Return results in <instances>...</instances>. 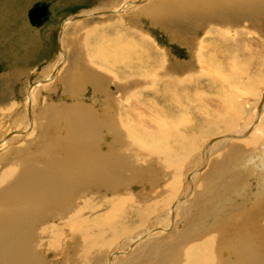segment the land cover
<instances>
[{
    "label": "rangeland",
    "instance_id": "1",
    "mask_svg": "<svg viewBox=\"0 0 264 264\" xmlns=\"http://www.w3.org/2000/svg\"><path fill=\"white\" fill-rule=\"evenodd\" d=\"M38 1L43 0H0L1 170L17 155L18 148L25 144L27 140L30 141L32 138H36L32 140L35 141L34 144L41 140L42 136L39 132L42 129H40V126L43 123H46L45 125L47 126L52 120V124L49 126L57 125L56 129L53 127L55 132H53V128L51 129V127L49 128L47 126L49 129L47 131L52 133L51 135L54 134L53 137H55V134L59 135L66 132L63 125L64 120H58V116L52 118V112L57 108L60 110L62 104L89 108L92 112L95 110L94 112L97 114L100 113L99 116L101 117L98 116L99 119L103 118L102 120L104 121L111 119L109 115L112 112L108 109H103L105 100L109 98L112 100L118 98L119 100L121 91L117 85L116 76L119 77L123 71L127 70V66L131 64L128 63L127 65L118 61L116 64L114 62L110 66L107 64L110 72H100L101 75H105L104 78L95 77L92 74L97 78V82L91 80L94 77L88 74L91 77L90 80H83L84 84L75 88V92L73 91L75 93L74 95L65 89L64 79H62L63 74L67 70L71 72L77 64L82 65L83 69L84 67H90L92 71L97 72L98 70L93 65L96 63L100 65L102 63L104 65L102 61H105L106 59L104 58L110 55V51L107 48L108 45L105 46V43H110V40L116 41L120 39L124 42L131 37L135 39L139 38L140 42H144L143 39L147 38V46L145 48L146 52L149 50L151 62L158 64L157 60L163 57L164 62L166 61L172 66L176 65L175 67H177L176 63L190 64V72L195 76H201L202 80L200 79L201 81H198L197 77L194 80L196 83H191L192 87H188L187 90L204 91L206 89L205 83L209 82L210 73L217 71L215 69L209 70L208 65L204 61L198 63L199 60H192L193 52L191 47L178 40L176 41L171 35V32L162 28L159 24L156 25L151 18L145 15L144 8H152L160 0H51L50 19L42 26H34L29 21L28 11ZM254 11L256 17L247 14L244 17L240 16L237 20L232 17L235 20H233V23H237L240 26V34L238 37L235 33L229 32L230 30L228 32L231 38H234L232 39L233 44L237 45L239 43L241 45V52L234 49L233 52L226 54L224 57V66L225 64H230V66L233 65L235 67L238 65L241 68L244 63H251L250 66L253 69H259L260 64V68H262L260 70H264L263 55L261 58L263 61L260 60V53L264 49V15L260 16V12L256 8H254ZM102 12L104 14L89 16L90 14ZM85 13L89 15L76 20L72 19L74 16ZM227 14H230V11ZM228 16L231 17V15ZM68 18L70 20H67ZM190 25L192 24H189L187 21L178 23L177 28H179L180 34L189 39L192 36H196V39H202L204 34L190 31L188 29ZM91 28L94 29V32H90ZM100 44H102L103 49L97 51L95 47L99 48ZM89 45L94 46V50H91ZM129 61L132 63L135 60L130 58ZM157 68H153L152 65L144 68L146 72L141 77L145 84H148V82L151 83L154 77H157L158 74L153 73L157 72ZM177 68L179 69L181 67L178 66ZM230 71L232 69H223V73L229 77ZM98 83H100V86ZM167 84L169 82L166 81L164 83L160 82L159 84V93L162 98L163 95H168V90L164 86ZM221 85L217 87H222ZM228 90L230 89L228 88ZM101 92L107 93L102 94ZM147 92L149 94L151 90L149 91L148 88ZM211 95H215V93ZM146 96L148 100L145 99L148 104H144L142 112L144 119L140 122L144 124L149 132L155 131L158 124L177 120V118L181 117V114H185L187 118L192 119L193 128L190 134L195 135L191 134L190 137H193L194 142L197 141L196 145L198 147L187 159L182 158L183 152L181 150L178 151L177 156L181 154L177 157L180 160L179 169H176L174 165L172 167L169 166L167 160L161 157V155L155 156L157 154H153L145 148L142 149L143 151L129 150L130 154L126 152L129 156L131 155V159L126 157L129 159V163L133 159L132 163L140 167L142 178L139 177L140 179L136 182H120L115 185L112 191H107V193L104 190L100 191L102 190V185L95 186L92 200L95 210L89 207L86 208L84 211L85 215H82L83 220L86 221L89 218L87 220L88 222L96 223L97 220L104 219L105 212L101 208L104 204H107L105 203L106 199L109 205L114 201L115 196L125 197L129 194H141V197L138 198L141 201L140 205L144 204L147 198L145 196L147 195H151L157 203H161L164 197H169L170 200L159 212H155L156 214L153 213L152 216L151 214L148 215L146 222H143L145 225H143L144 228H142L143 226L140 228L141 219L138 216L137 218L135 213L121 219L122 224L128 230L126 234L121 232V235H115L117 238L111 242L112 246L109 245L108 255H101V257L96 258L97 260L95 259L91 263L80 260L81 262L75 261L76 263L72 262V264H138L139 261L137 260L141 259L156 262L154 252H159V255L163 252L165 253L168 250L167 248L171 249L180 245L179 241H185L184 238H187L186 235L189 238L185 241V244H189L192 247L207 242L208 240L217 241L216 255L227 258L229 261L231 260L230 264H236V257H238L240 252L248 250V248L246 249L247 246L257 247L259 243L262 244L258 246L257 255L264 256V251H262L264 250V152L263 150H255L253 147H246V152H240L239 155L237 153L234 156H227L229 151L227 142L229 143V140L230 142L246 141V139H250V136L255 131V127L259 123L260 115L264 112V100L262 101L264 98V84L261 86L259 95L256 94L255 97L251 98L246 96L241 98L244 103L246 116L244 118L242 117L243 120L239 121L240 125H236L233 131H223V133L220 132L207 138L204 137L207 135V133L205 134L206 128L209 126H217L218 124L220 126L223 124V120L225 121L227 118L215 117L207 120L201 119L200 114H197L198 110L196 105H194L195 110L193 102H189L190 100L182 95H180L181 105L178 106L174 104L168 105L167 102L161 101L159 98L156 100L154 94ZM182 105L184 107L188 106L186 108L187 111L181 109L183 107ZM210 107L213 108L214 106L211 105ZM134 108L136 112H139L140 105L134 106ZM155 110H157V113ZM56 111L58 112V110ZM49 118L52 119L50 120ZM117 118L118 121L120 120V124L127 121V118L124 119V117L122 118V122L120 116ZM248 120L251 121V125L245 128V125L249 122ZM235 130L237 131L235 132ZM240 131H242V134H240ZM34 135L37 137H33ZM101 135L100 142L103 150L106 149L104 147H110V143H114L116 140L113 133H103ZM134 138L124 134L118 140L119 147H123L125 142L127 144L132 143ZM217 138L222 139L215 141ZM211 141L212 143L209 144ZM217 141L221 142L222 145H218ZM212 146L213 148H210ZM131 149L133 148L131 147ZM224 155L226 157L222 159L221 156ZM120 170L123 169L120 168ZM129 174H131V171H127V175ZM143 179L146 182L145 184L142 181ZM175 189H177L176 193L172 194ZM103 198L105 199L103 200ZM249 213L250 215L248 216ZM94 215L95 217H93ZM158 216L160 217V221L157 223L155 219ZM248 218L251 219L250 222L246 221ZM233 221L235 224H233ZM256 227L259 228L257 229ZM145 230H147V233H144ZM241 231L245 232L242 233ZM235 234H238L239 237ZM213 236L215 238L211 239ZM65 240L66 242L63 244L64 249L60 246L61 249H56V252L53 249L45 252L50 257L48 259L46 258L47 264L71 263L70 258L73 260L75 256L73 253L76 247L75 240L77 239L69 231L65 234ZM223 247L227 248V255L222 251ZM159 258L160 256H158V262H161V258ZM119 259L121 262H119Z\"/></svg>",
    "mask_w": 264,
    "mask_h": 264
},
{
    "label": "bare ground",
    "instance_id": "2",
    "mask_svg": "<svg viewBox=\"0 0 264 264\" xmlns=\"http://www.w3.org/2000/svg\"><path fill=\"white\" fill-rule=\"evenodd\" d=\"M254 8L260 12V16L264 15V0H160L152 8H144L145 15L151 18L156 25L159 24L165 30L171 32V35L176 41L178 40L191 47L193 52L192 60H199L198 63L204 61L206 65H208L209 70H217L210 73L211 75L209 74L210 79L209 82L205 83L206 89L204 91L187 90L188 87H192L191 83H193L197 77L198 81L200 79L202 80L201 76H195L190 72V64L176 63L177 67H181L178 69L175 67V64V66H172L166 61L164 62L163 57L157 60L158 64L151 62L149 50L146 52L145 48L147 46L146 37V39H143L144 42H140L139 38L135 39L130 37L124 42L117 39L116 41L110 40V43H105V46L108 45L107 48L110 51V55L104 58L106 59L105 61H102L105 66L102 63L101 65L97 63L93 65V67L98 70L97 72L92 71L90 67H84L83 69L82 65L80 66L77 64L71 72L67 70V72L63 74L64 76L62 79H64L65 89L74 95L75 93H73V91L75 92L77 86L84 84L83 80H90L91 77L88 76V74L104 78L105 75H101L100 72H110V68L108 67L114 64V62L115 64L117 61L127 65L128 63L131 64L127 66L126 71L122 70L123 73L119 75V77L116 76V82L121 91L119 100L118 98L112 100L108 97L109 99H106V102L104 101L105 106L103 109H108L112 112L111 115H109L111 118L110 120L104 121L102 120L103 118L99 119V117H101L99 116L100 113L97 114L94 112L95 110L92 112L89 108L79 107L77 105L62 104L60 110L59 108L56 109L58 112L55 109H50L56 111L52 112V118L58 116V120H64L63 125L66 132L64 131L65 133L61 134L58 133L59 135L55 134V137H53L54 134L51 135L52 133L47 131V126L50 128L51 126L49 125L52 124V118H49L51 121L50 123L48 122L49 124L47 126L45 125L46 123L44 124L43 122V125L40 126V129L42 128L39 132L42 136L41 140L36 144H34L35 141H32L36 138H32L30 141L27 140L25 144L18 148L17 155L15 154L16 156L12 159L9 158L11 160L2 170L0 169V264H47V259L50 257H48L45 252L51 249L55 251L60 248V246L63 247L64 242L67 240H65V234L69 231L72 232L73 237L77 239L75 240L76 247L73 253L75 256L73 260L70 258V264L80 260L91 263L96 258L101 257V255H108L109 245L112 246L111 242H113V240L115 241V238H117L115 235H121V232L126 234L128 228L122 224L121 219L135 213V216L141 219V228L144 225L143 222H146L148 215L151 214L152 216L153 213L159 212L160 209L166 206L170 200L169 197H164L161 203H157L151 195H147L145 196L147 198L144 204L140 205L141 201H139L138 198L141 197V194L136 193L129 194L125 197L115 196L114 201L109 205L106 199L105 203L107 204L101 205L102 211L105 212L103 216L104 219L97 220L96 223L91 221L88 222L87 220L89 218L86 221L82 218L86 208L89 207L95 210L92 201L95 186L102 185V190L100 191L104 190L107 193V191H112L115 185L120 182H136L142 178L140 167L132 163L133 159L129 163L128 158L131 159L129 150L139 151L145 148L149 150V152L151 151V153L157 154L155 156L161 155V157L167 160L169 166L172 167L174 165L176 169H179L180 160L177 157L181 154L177 156L179 153L178 151L181 150L183 152L182 158L187 159L198 147L196 145L197 141L194 142L192 139L193 137H190L192 134H190V132L193 128L192 119L190 120V118H187L185 114H181L180 118H177L178 115L175 117L177 120L171 122H160L161 124L156 126L155 131L149 132L144 124L140 122L144 119L142 116L144 104H148L146 95L154 94L156 100L159 98L161 101L167 102L168 105L174 104L177 106L181 105L180 95H182L188 98V100H190L189 102H193V106L196 105L198 110L197 114H200L199 116H201V119L207 120L215 117L227 118V120H223V124L220 126L218 124L217 126H209L206 128L205 134L207 133V135L204 136L205 138L220 132L223 133V131H233L236 125H240L239 121L243 120L242 117L244 118L246 116L244 103L241 98L245 96L251 98L255 97L256 94H260L261 86L264 84V70H260L262 69L260 68V64L259 69H253L252 66H250L251 63H244L241 68L238 65L235 67L233 65L230 66V64H225V67L224 57L226 54H229V52H233L234 49L241 52V45H239V43L237 45L233 44L234 42L232 39L234 38H231L229 32H233L239 37L240 26L237 23H233L235 21L234 18L237 20L240 16L244 17L246 14L255 16ZM226 11H230V14H227ZM81 15L86 17L89 14L85 13ZM228 15H231V17ZM183 21L192 24L188 28L190 31L204 34L202 39H196V36H192L190 39L186 36H182L177 27L178 23H183ZM228 30L230 31L228 32ZM92 31L94 32V29L91 28L90 32ZM100 46L99 48L95 47V49L97 51L103 49L102 44H100ZM90 47L91 50H94V46L91 45ZM260 54V60H262L264 49H262ZM130 58L135 61L131 63L129 61ZM107 64H109V66ZM148 65H152L153 68L158 67L156 70L157 72H153L158 75L154 77L151 83L148 82V84H145L141 76L146 72L144 68L148 67ZM223 69H232L229 73L230 77L223 73ZM135 74L137 75L134 76ZM95 77L91 80L97 82L98 80ZM165 81L169 82V84L164 85L166 90H168V95H163L162 98L159 93V84ZM220 84H222V87H217L220 86ZM98 85L100 86V83H98ZM148 88L149 91L151 90L149 94L148 92L146 93ZM101 93L106 94L107 92ZM212 93H215V95H211ZM120 100H122V102H120ZM138 105H140V110L136 112L134 106ZM209 105L214 107L211 108ZM50 108H52V106H50ZM186 108H188V106L181 107V109L187 111ZM155 111L157 113V110ZM118 116H120L121 119L123 117L124 119L127 118V121L122 122V119V124H120V120L118 121L117 118ZM112 123L116 125L114 126ZM250 125L251 121L245 125V128H248ZM53 127L56 129L57 125H53L51 129ZM54 128L53 132H55ZM255 128L250 139L248 138L246 141L230 142L229 140V143L227 142L229 149L227 156H234V154L237 153L239 155L240 152H246V147H253L255 150H263L264 152V112L261 113L259 123H257ZM236 131L237 130H235V132ZM103 133H113L116 138L114 143H110V147H104L106 148L104 150L100 142L101 134ZM124 134L129 137H135L133 139L134 141L129 143L130 145L125 142L123 147H119L118 140H120L121 136ZM240 134H242V131H240ZM33 137L37 136L34 135ZM219 139L222 138H217L215 141ZM218 142L219 141H217L218 145H222L221 142ZM211 143L212 141L209 144ZM105 145L107 144L105 143ZM131 147L133 149H131ZM210 148H213V146ZM126 152H129V154ZM185 155L187 156L185 157ZM221 157L223 159L226 156L224 155ZM120 168L123 170H120ZM127 171H131V174L127 175ZM142 181H144V179ZM145 183L144 181V184ZM176 191L177 189H175L172 194H175ZM103 196H105V194H103ZM149 196L151 197L149 198ZM104 199L105 198H103V200ZM261 206L263 207L262 203ZM249 215L250 213L248 216ZM93 217H95V215ZM97 218L99 219V217ZM159 219V216L156 217L155 222L158 223L160 221ZM246 221L250 222L251 219L248 218ZM257 223L259 222L257 221ZM233 224H235L234 221ZM144 226L142 228H144ZM223 230L225 229L223 228ZM146 231L147 230H145L144 233H147ZM235 235L239 237L238 234ZM186 236L187 238H184L185 241L189 238L188 235ZM214 238L215 236L211 239ZM185 241H179L180 245L171 249L167 248L168 250L161 255H159V252H154L156 262H149L150 260L141 259L137 260L139 261L138 264H230L231 260L229 261L227 258L216 255L217 241L208 240L194 247L185 244ZM260 244L262 243H259V245ZM258 246H247L246 249L248 248V250L242 251L240 254L238 253L236 264H264V256L257 255ZM64 248L65 247H63V249ZM222 251L227 255V248L223 247ZM59 255L61 256V254ZM67 256L70 257L69 255ZM158 256H160L161 262H158ZM49 260L51 261V259ZM119 262H121V260Z\"/></svg>",
    "mask_w": 264,
    "mask_h": 264
},
{
    "label": "water",
    "instance_id": "3",
    "mask_svg": "<svg viewBox=\"0 0 264 264\" xmlns=\"http://www.w3.org/2000/svg\"><path fill=\"white\" fill-rule=\"evenodd\" d=\"M51 3H52L51 0L38 1L32 6V8L29 9L28 17L32 25L42 26L46 22H48V20L50 19V15H51V11H50ZM101 14H104V13L103 12L99 14L94 13V14H90L89 16H96V15H101ZM83 17L84 15H77L72 18L79 19ZM67 20H70V19L68 18ZM60 38H61V35H60ZM263 100L264 98L262 99V101Z\"/></svg>",
    "mask_w": 264,
    "mask_h": 264
}]
</instances>
